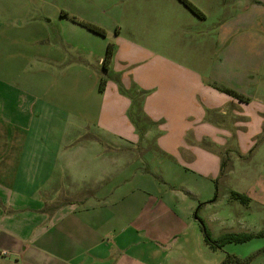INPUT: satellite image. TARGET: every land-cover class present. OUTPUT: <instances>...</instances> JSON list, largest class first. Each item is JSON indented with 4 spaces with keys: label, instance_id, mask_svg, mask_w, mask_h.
<instances>
[{
    "label": "crops",
    "instance_id": "crops-1",
    "mask_svg": "<svg viewBox=\"0 0 264 264\" xmlns=\"http://www.w3.org/2000/svg\"><path fill=\"white\" fill-rule=\"evenodd\" d=\"M189 1L200 8L201 0ZM203 2L210 8H226L231 3L238 10L220 21L222 46L218 52L222 60L215 73L239 97L216 91L185 67H178L187 73L179 76L184 80H174L176 64L163 58L164 78L158 80V73L152 71L144 79L136 74L132 81L139 90L160 95L152 94L141 103V111L151 123L167 116L175 121L177 130L165 128L160 135L151 127L141 133L129 117L133 96L121 65L134 52L141 63L154 52L153 40V46L139 41L140 36L121 42L104 91H100L103 72L98 69L109 43L95 42V49L85 50L76 37L79 31L60 36L61 49L31 55L22 73L24 82L0 75V264H161L158 246L147 251L130 240L150 210H136L131 220L126 211L123 220L121 214L113 213L126 200L114 193L112 184L118 182V176L112 172L113 163L139 160L136 148L140 154L153 149L170 160L168 168L175 178L194 174L193 168L207 167L213 160L201 149V141H191L189 121L194 114L202 124L209 111L229 115L227 106L240 122L237 129L242 135L264 133V0ZM81 27L85 33L97 35ZM84 38L96 41L94 36ZM47 40L40 38V42ZM82 80L91 82L90 91L96 98L95 104L83 107L86 113H80L79 106ZM208 96L213 100L206 99ZM204 100L208 102L205 111L199 104ZM162 105H169L166 113H160ZM209 127L215 129L210 124L199 126L195 137L205 136ZM214 158L218 164L219 159ZM164 182L169 185L171 181ZM206 182L201 179L199 184ZM118 224L125 227V235L113 240L111 234L120 230ZM146 228L145 224L144 231Z\"/></svg>",
    "mask_w": 264,
    "mask_h": 264
},
{
    "label": "rangeland",
    "instance_id": "rangeland-1",
    "mask_svg": "<svg viewBox=\"0 0 264 264\" xmlns=\"http://www.w3.org/2000/svg\"><path fill=\"white\" fill-rule=\"evenodd\" d=\"M199 5L200 8L195 7L204 14V18L194 15L179 0H0V37L4 39L0 44V75L7 74L12 80L24 82L22 73L29 57L40 51L53 53L58 47L61 49L59 38L63 34L68 37L79 31L76 37L85 50L95 49V42H102L113 44L115 52L122 41L140 36L139 41L146 40L152 46L155 41V56L150 53L139 63L134 52L121 65L131 85L129 93L137 102H145L153 92L139 90L132 80L136 74L144 79L152 71L158 73V80L164 78L163 58L166 57L176 64L172 74L174 80H184L179 76L187 73L180 72L178 67H185L200 75L211 88L233 96L227 92L233 91L222 84L215 71L222 60L218 52V47L222 46L220 21L229 19L238 10L232 8L231 3H227L226 8H210L201 0ZM74 19L100 27L106 36L85 33L80 25L74 27L69 23ZM87 36H94L96 41L84 38ZM40 38L48 40L40 42ZM254 76L257 79L258 72ZM261 78L264 83V74ZM185 80H189L188 77ZM90 85L91 82H81L80 113H86L83 107L87 103L95 104ZM153 95L157 96L156 93ZM206 99L213 100L211 96ZM206 103L205 100L199 103L204 111L208 106ZM133 106L132 109L137 108V105ZM168 107L160 106L163 108L160 113H166ZM227 108L229 115L222 116L218 111L205 112L201 123L213 125L216 130L209 127L202 138L195 137L202 124L197 122L194 114L190 119L191 141H201V149L213 160L207 167L193 168L194 174L175 178L168 168L170 160L159 151L153 152V149L140 154L136 148L135 155H139V160L128 158L113 163L112 172L118 176V182L112 184L114 193L126 199L112 209L113 213L121 214L123 220V212L126 211L131 220L136 210H150L130 240L139 242L147 251V248L158 246L163 256L160 257L163 259L161 264L165 261V264H224L228 257L248 264H264V133L255 137L242 135L237 129L240 122L233 118L230 106ZM163 118L152 125L142 124L156 129L160 135L165 128L178 129L174 128V120L167 116ZM214 157L219 159L218 164H215ZM120 172L122 175L119 176ZM206 175L208 178H203ZM200 178L207 182L199 184ZM165 180L171 181L170 184ZM185 191L192 196L186 195ZM233 192L247 196L249 201L233 199ZM145 224L149 226L147 231H144ZM116 226L121 231L112 232L113 240L125 235V227L121 224ZM206 230L215 239L227 233H250L254 237L243 243H226L214 250L206 243ZM166 256L168 258L165 259Z\"/></svg>",
    "mask_w": 264,
    "mask_h": 264
},
{
    "label": "trees",
    "instance_id": "trees-1",
    "mask_svg": "<svg viewBox=\"0 0 264 264\" xmlns=\"http://www.w3.org/2000/svg\"><path fill=\"white\" fill-rule=\"evenodd\" d=\"M185 7H187L194 15H196L197 17L200 18H204V14L198 9L196 8L189 0H179ZM74 22H76V20L74 19ZM79 23L81 26H83L84 28L88 29L89 31L103 36H106V33L103 29H101L100 27L90 24V23H85V22H76ZM114 55H115V47L113 44H109L107 47V51H106V55L103 61V65H102V72L103 75L101 77V83H100V91H104V89L106 88L107 82H108V78H109V73L111 70V65L114 59ZM228 93L232 94L235 97H239L237 94H234V92H230L227 91ZM133 104L134 106L137 105V108H135L132 110L130 117H131V121L133 123V125L135 126V128L139 131V132H143V130H145L147 127H144L145 124H142L143 122L148 123V125H152L151 121L149 120V118L142 113L141 111V103L142 101L137 102V100H134L132 98ZM232 198L235 200H241L243 202H247L249 201V198L245 195H241L238 193L233 192L232 193ZM203 223V227L205 226V223ZM205 236H206V243L210 246L211 249H220L222 247V245L226 244V243H243L246 241H249L250 239H252L254 237V234H250V233H227L222 235L220 238L215 239L212 237V235L206 230L205 231ZM248 264V262H244L241 261L237 258H231L228 257L227 260L224 262V264Z\"/></svg>",
    "mask_w": 264,
    "mask_h": 264
},
{
    "label": "built area",
    "instance_id": "built-area-1",
    "mask_svg": "<svg viewBox=\"0 0 264 264\" xmlns=\"http://www.w3.org/2000/svg\"><path fill=\"white\" fill-rule=\"evenodd\" d=\"M3 255H7V253H3Z\"/></svg>",
    "mask_w": 264,
    "mask_h": 264
}]
</instances>
